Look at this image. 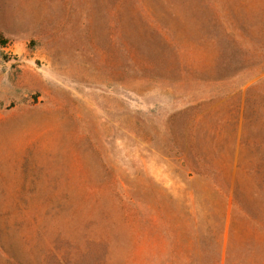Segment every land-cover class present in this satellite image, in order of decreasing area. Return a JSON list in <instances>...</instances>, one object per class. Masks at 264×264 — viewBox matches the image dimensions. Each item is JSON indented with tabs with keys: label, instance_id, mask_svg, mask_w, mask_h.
<instances>
[{
	"label": "rangeland",
	"instance_id": "374dc122",
	"mask_svg": "<svg viewBox=\"0 0 264 264\" xmlns=\"http://www.w3.org/2000/svg\"><path fill=\"white\" fill-rule=\"evenodd\" d=\"M264 264V0H0V264Z\"/></svg>",
	"mask_w": 264,
	"mask_h": 264
},
{
	"label": "trees",
	"instance_id": "16d2710c",
	"mask_svg": "<svg viewBox=\"0 0 264 264\" xmlns=\"http://www.w3.org/2000/svg\"><path fill=\"white\" fill-rule=\"evenodd\" d=\"M221 264V263H220Z\"/></svg>",
	"mask_w": 264,
	"mask_h": 264
}]
</instances>
